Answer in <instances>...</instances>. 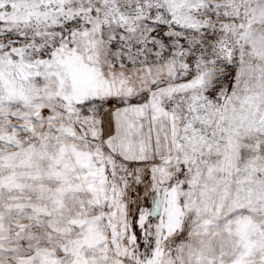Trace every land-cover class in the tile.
<instances>
[{
	"label": "snow or ice",
	"instance_id": "1",
	"mask_svg": "<svg viewBox=\"0 0 264 264\" xmlns=\"http://www.w3.org/2000/svg\"><path fill=\"white\" fill-rule=\"evenodd\" d=\"M0 264H264V0H0Z\"/></svg>",
	"mask_w": 264,
	"mask_h": 264
}]
</instances>
